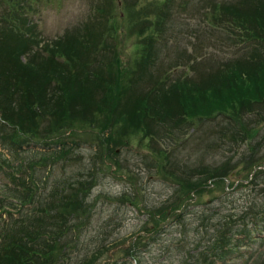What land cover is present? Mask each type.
I'll return each mask as SVG.
<instances>
[{
	"label": "rangeland",
	"instance_id": "rangeland-1",
	"mask_svg": "<svg viewBox=\"0 0 264 264\" xmlns=\"http://www.w3.org/2000/svg\"><path fill=\"white\" fill-rule=\"evenodd\" d=\"M236 1L0 0V25H13L16 30L8 26L6 33L24 34L31 41L39 39L40 44L72 34L82 42L83 56L89 55L91 63L95 60L89 48L97 45L102 56L115 58L122 75L141 58L142 50L148 53L151 32V41L157 44L146 64L138 62L145 69L136 85L126 91V99L131 101L128 108L142 95L139 102L151 103L147 113L155 114L150 117L156 119L146 125L139 116L134 117L128 130L117 125L116 134L119 131V137H127L113 145L114 154H102L106 145L99 143L105 135L91 128L66 131L67 151L59 158L52 150L61 145L53 140L23 143L16 153L0 144V198L13 203L0 208V230L24 212L32 210L33 214L51 199L55 188L78 178L88 186L89 194L82 214L65 227L64 257L57 252L53 264H77L97 252L94 264H207V253L203 258L199 254L202 248L217 244L215 234L222 229L217 223L223 222L225 214L234 229L247 225L249 237L236 231L234 236L243 237L236 249L212 264H264V174L254 179L264 168V102L253 103L249 93L245 99L242 90L231 94L213 84L220 64L242 60L250 46L264 47L257 40L247 42L241 23L235 22L241 18L234 16ZM221 7L234 12L224 15L230 24L219 20ZM256 7L246 3L248 11L260 12ZM149 20L152 26L140 33ZM19 58L25 61L23 55ZM171 76L195 82H187L185 90L167 101L153 98L156 83ZM161 82V90L167 89ZM259 88L252 86L253 96L264 93ZM237 108H241L239 112ZM142 110L137 107L134 112L142 114ZM125 111L119 107L113 114ZM81 114L83 119V113L75 116ZM232 133L237 139L229 137ZM17 139V145L23 141L21 135ZM35 160H39L36 165ZM179 164V168L184 166L182 181L204 169L216 168L221 173L225 168L231 174L192 179L203 191L194 195L191 190L187 197L179 187L175 190L168 175H176L169 168ZM23 187H34L39 197L21 211L12 192ZM218 213L223 214L222 219ZM207 230L214 240L205 235ZM138 235L143 237L137 239ZM130 246L135 259L126 252ZM197 256L199 261L193 259Z\"/></svg>",
	"mask_w": 264,
	"mask_h": 264
},
{
	"label": "trees",
	"instance_id": "trees-1",
	"mask_svg": "<svg viewBox=\"0 0 264 264\" xmlns=\"http://www.w3.org/2000/svg\"><path fill=\"white\" fill-rule=\"evenodd\" d=\"M247 2L256 5L261 11H248L246 9ZM235 3L234 6L238 7V14L221 7L222 12H220L219 20L230 24L229 20H224L226 17L224 15L229 13L232 16L234 13V16L241 17L235 22L241 23L247 42L251 44L252 40H257L263 42L262 46H264V0H238ZM241 10L244 11L239 14L238 11ZM212 18L214 19L213 15ZM8 26L15 30L13 25ZM8 26L0 25V45H2L0 46V144L4 147L6 146L16 153L30 142L48 144L53 140L54 144L61 145L59 150H52V155L59 158L67 151L64 148L69 137L64 136L66 131L91 128L96 130L99 135H105L104 140L99 143L106 145L102 154H108V151L114 154L113 145H120L127 137L123 134L119 137V131L116 134L117 125L121 126L119 128L128 130L134 117L139 116L146 125L148 121L154 122L156 119L150 117L155 116V114L147 113L149 105L152 104L144 105L146 102H143L142 105L139 102L143 98L142 95L139 100L132 103L134 106L131 104L129 108L127 106L131 101L126 99L127 89L129 86L136 85L141 71L145 69L141 67L140 63L146 64L150 56H153L150 55L151 48L157 49V44L151 41L152 32L150 33L151 37H148L150 39L147 40L148 49L146 50L148 53L146 54L145 50H142L145 56L141 53V58L134 61L128 70L129 72L122 75L118 63L113 60L115 58L107 56L105 53L102 56L98 53L99 48L94 45L95 43L93 45L96 48L91 49L90 47L89 52L96 63L94 61L91 63L89 55L83 56L82 42L72 34H66L51 42L40 44L39 39L31 41L24 34L6 33ZM149 26H152L150 20L144 28L140 29L141 31L139 30L140 33ZM17 32L19 33L20 30ZM11 34L18 36L14 38ZM12 39L13 42H9ZM103 44L101 47L104 46ZM255 48L250 46V50L244 53L247 56L236 63L224 62L220 64L217 72L218 78H215L216 82L213 81L214 86H217L218 89L224 88L231 94L237 90H242L241 96L243 98L246 99L249 93L251 96L248 97V100L251 102L254 103L260 99L264 102V93H258L257 96L252 95V86H260L259 89L264 90V47L261 50ZM20 55L25 57L24 62L20 60ZM258 76L260 77L257 78ZM180 79L179 77L173 79L171 76L167 80L163 79V82H157L156 86L153 85V98L160 101L161 98H165L167 101V98L175 96L177 91L185 90V86L188 85L187 82L192 81ZM160 82L165 83L168 86L167 89L161 90ZM207 90L204 89L202 92H207ZM197 92L201 91L197 90ZM165 101L164 103H166ZM243 101L245 102V100ZM119 107L126 111L114 115L115 108ZM137 107L143 109V115L134 112ZM157 107L160 110L163 108L161 105ZM240 109L237 108V112ZM80 113H83V119H81L82 114L79 117L75 116V114ZM164 114L165 112L160 111V115ZM139 130L141 127L136 132ZM19 135L23 137V141L17 145ZM229 137L234 140L237 139L233 133ZM44 159L46 158L44 157ZM168 159L165 161L166 163H168ZM170 161H173L172 158ZM33 162L36 165L39 160ZM179 166L180 164L175 169L170 167L169 170L173 169L180 174L173 175L168 172V175L174 182L175 190L179 187V190L184 192L183 194L187 197H190L189 192L191 190H194V195L203 191L197 188L199 184L192 182V179L198 180L206 176L217 175L228 177L231 174V171H225V168L221 169V173L216 168L213 170L204 169L202 172H192L187 179L182 181L181 173L184 172V166L180 168ZM261 174H264V168L256 172L254 179H257ZM238 184V186L242 185V183ZM23 189L12 192L15 201L20 203L21 211L26 205H31L36 196L39 197L34 187L33 189L23 187ZM222 190L224 191V189ZM88 194L89 188L83 179L66 180L59 190L54 189L51 199L33 214L32 210L30 213L24 212V214L22 212L23 214H20L13 223H4L3 229L0 230V264H53L56 262L57 252L58 255L62 253L64 257L66 243L64 244L63 237L67 232L65 227H69V222L73 217L79 213L82 214L85 198ZM8 200L7 197L0 198V208L2 204L12 203ZM222 215L218 213L221 219ZM223 216H225L223 222L217 223L222 225L221 231L217 230L215 234L217 244L215 242L216 245L209 246L208 250L202 248L199 254L203 258L207 253V264H212L215 262V258L225 257L233 252L237 247L236 242L242 240L243 237H249V227L245 224H241L243 226H239L238 229L243 237L234 236L238 231L237 228L234 229V225L225 219L226 214ZM205 235L214 240L208 230ZM142 237L143 235H138L137 239ZM232 239L234 240L231 241ZM134 245L131 243V246ZM131 246L126 249V252L135 259V256L130 253ZM98 255L99 252L77 264H94L99 257ZM193 259L199 261L198 256Z\"/></svg>",
	"mask_w": 264,
	"mask_h": 264
}]
</instances>
